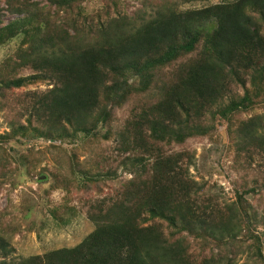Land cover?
Listing matches in <instances>:
<instances>
[{
  "label": "trees",
  "instance_id": "obj_1",
  "mask_svg": "<svg viewBox=\"0 0 264 264\" xmlns=\"http://www.w3.org/2000/svg\"><path fill=\"white\" fill-rule=\"evenodd\" d=\"M87 1L0 0V47L14 46L0 61V111L19 106L11 130L0 133V151L11 141L27 153L39 139L69 145L86 191L116 179L114 162L129 178L86 203L94 227L81 242L15 259L0 232V264H232L241 232L264 264V212L243 202L264 190V179L241 185L239 204L221 210L201 200L203 187L189 173L194 152L168 150L212 139L225 123L239 154L264 171V114L255 112L264 108V0L186 8L208 0H160L135 16L121 11V0H101L92 12ZM3 13L18 17L3 24ZM40 83L49 87L28 90L25 100L7 96ZM121 109L127 115L115 134ZM113 138L110 154L95 147ZM80 210L66 199L49 213L65 225Z\"/></svg>",
  "mask_w": 264,
  "mask_h": 264
},
{
  "label": "rangeland",
  "instance_id": "obj_2",
  "mask_svg": "<svg viewBox=\"0 0 264 264\" xmlns=\"http://www.w3.org/2000/svg\"><path fill=\"white\" fill-rule=\"evenodd\" d=\"M37 1L44 3V0ZM159 1L121 0L119 7L121 11L124 8L125 13L130 16L142 15L143 9L150 12ZM227 1L232 0H208L185 4L182 7H203ZM101 4V0H88L85 5L87 11L92 12ZM149 14L147 13V16ZM17 17V15L3 13L1 20L3 24H7ZM13 50L12 43L0 47V61ZM31 71L30 68L23 69L17 75L27 76L33 73ZM48 87L45 83L28 85L14 89L7 96L13 99L20 95V99L17 97L18 100H25V93L28 90H45ZM17 107L19 106L13 105L10 108ZM14 109L5 108L0 111V133L11 130L12 124L15 123L12 121L17 118ZM255 112L264 114V108L257 109ZM126 115L125 109L116 113L117 119L113 120L112 126L115 134L123 124ZM249 116L251 113H243L240 118ZM218 125L212 139L208 137L190 139L184 145H172L168 150L174 152L187 149L194 152L195 162L190 166L189 173L203 187L200 194L201 200L204 203L212 202L218 209L224 210L233 204H239L237 190L241 185L252 186L254 180L262 183L264 171L255 162H251L252 164L246 162L244 151L239 154L235 143L230 138L227 125L225 123H218ZM51 143L39 139L33 143L35 149L27 153L23 149L25 144L11 141L5 145L8 153L0 151V232L8 239L11 256L15 259L58 248L72 247L81 242L94 227L87 219L86 203L112 195L121 183L129 178L122 168L116 169L117 163L114 162L111 168L116 170V179L105 180L97 190H82L70 167L71 160L67 152H70L72 147L63 144L60 148H52ZM114 146V138L95 145L104 154H110ZM19 151L25 158H14ZM83 158L80 156V160ZM66 199L70 205H75L81 210L63 225L52 218L49 209L51 206L64 203ZM243 202H246V207L248 203L254 205L260 217L264 212V190L245 194ZM263 229L264 227H258L259 232ZM243 236L244 233L241 232L236 243L239 247L234 255H230L232 264H260L247 251ZM191 242L198 246L194 240L191 239ZM214 252L219 254V249L214 248ZM204 254L210 255V249L207 248Z\"/></svg>",
  "mask_w": 264,
  "mask_h": 264
}]
</instances>
